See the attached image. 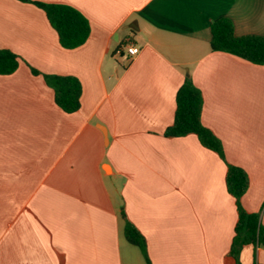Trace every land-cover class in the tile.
<instances>
[{
	"label": "crops",
	"instance_id": "1",
	"mask_svg": "<svg viewBox=\"0 0 264 264\" xmlns=\"http://www.w3.org/2000/svg\"><path fill=\"white\" fill-rule=\"evenodd\" d=\"M33 2L79 11L85 43L61 47ZM221 18L237 37L264 36V0H0V49L19 57L0 75V264H147L122 213L150 264H233L224 162L193 135H164L189 77L203 125L248 176L241 205L264 227V64L211 51ZM43 74L80 81L76 112ZM239 261L264 264V248L245 245Z\"/></svg>",
	"mask_w": 264,
	"mask_h": 264
},
{
	"label": "trees",
	"instance_id": "2",
	"mask_svg": "<svg viewBox=\"0 0 264 264\" xmlns=\"http://www.w3.org/2000/svg\"><path fill=\"white\" fill-rule=\"evenodd\" d=\"M44 11L47 20L56 31L59 44L65 49H75L85 43L90 33L88 20L76 9L65 4L33 2ZM210 49L239 57L253 64H264V36L246 35L237 37L233 25L221 18L210 25ZM19 65V57L7 49H0V75L13 73ZM34 75L39 74L31 68ZM45 83L53 90L55 104L65 113H74L80 108L82 86L73 76L43 74ZM203 98L189 77L185 78L175 94V110L172 124L166 128L167 137L193 135L200 145L214 152L225 166V188L233 198L236 223L229 248L233 264H240L239 256L245 245L264 248V227L260 224V213H249L241 205V197L247 191L249 179L246 172L225 159L220 140L201 121ZM126 241L137 247L147 264V248L144 237L137 228L121 214Z\"/></svg>",
	"mask_w": 264,
	"mask_h": 264
},
{
	"label": "built area",
	"instance_id": "3",
	"mask_svg": "<svg viewBox=\"0 0 264 264\" xmlns=\"http://www.w3.org/2000/svg\"><path fill=\"white\" fill-rule=\"evenodd\" d=\"M123 49L126 51L128 56H135L138 52H139V48L129 44V43H125V45L123 46Z\"/></svg>",
	"mask_w": 264,
	"mask_h": 264
}]
</instances>
